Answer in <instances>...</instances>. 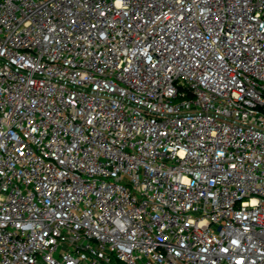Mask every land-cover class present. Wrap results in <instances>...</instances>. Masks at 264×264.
Returning a JSON list of instances; mask_svg holds the SVG:
<instances>
[{
    "label": "built area",
    "instance_id": "obj_1",
    "mask_svg": "<svg viewBox=\"0 0 264 264\" xmlns=\"http://www.w3.org/2000/svg\"><path fill=\"white\" fill-rule=\"evenodd\" d=\"M0 264H264V0H0Z\"/></svg>",
    "mask_w": 264,
    "mask_h": 264
}]
</instances>
